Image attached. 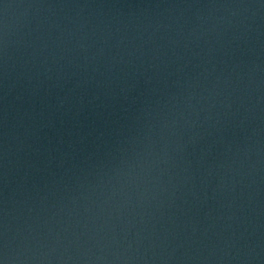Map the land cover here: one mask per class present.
<instances>
[{
  "label": "water",
  "instance_id": "obj_1",
  "mask_svg": "<svg viewBox=\"0 0 264 264\" xmlns=\"http://www.w3.org/2000/svg\"><path fill=\"white\" fill-rule=\"evenodd\" d=\"M0 264H264V0H0Z\"/></svg>",
  "mask_w": 264,
  "mask_h": 264
}]
</instances>
